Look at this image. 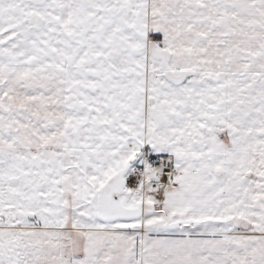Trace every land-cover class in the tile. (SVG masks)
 <instances>
[{"label":"snow or ice","instance_id":"6c2138e0","mask_svg":"<svg viewBox=\"0 0 264 264\" xmlns=\"http://www.w3.org/2000/svg\"><path fill=\"white\" fill-rule=\"evenodd\" d=\"M0 264H264V0H0Z\"/></svg>","mask_w":264,"mask_h":264}]
</instances>
